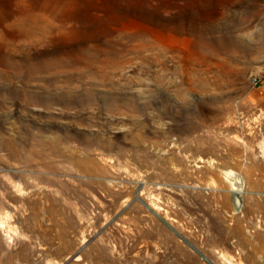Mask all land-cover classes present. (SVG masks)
Segmentation results:
<instances>
[{"label": "rangeland", "instance_id": "rangeland-1", "mask_svg": "<svg viewBox=\"0 0 264 264\" xmlns=\"http://www.w3.org/2000/svg\"><path fill=\"white\" fill-rule=\"evenodd\" d=\"M262 66L264 0H0V264H264Z\"/></svg>", "mask_w": 264, "mask_h": 264}, {"label": "bare ground", "instance_id": "bare-ground-1", "mask_svg": "<svg viewBox=\"0 0 264 264\" xmlns=\"http://www.w3.org/2000/svg\"><path fill=\"white\" fill-rule=\"evenodd\" d=\"M222 174L230 184L231 192H232V196L234 200V208L238 209L237 207L240 201L242 188H243L242 181L237 177V175L233 171L227 170V171H224ZM150 209H152V211L155 214V211L153 210V208H150ZM78 258L79 257H77V259ZM229 264H232V263H229Z\"/></svg>", "mask_w": 264, "mask_h": 264}, {"label": "built area", "instance_id": "built-area-1", "mask_svg": "<svg viewBox=\"0 0 264 264\" xmlns=\"http://www.w3.org/2000/svg\"><path fill=\"white\" fill-rule=\"evenodd\" d=\"M264 78V66L260 67L255 73L251 75V83L255 86L259 85Z\"/></svg>", "mask_w": 264, "mask_h": 264}, {"label": "water", "instance_id": "water-1", "mask_svg": "<svg viewBox=\"0 0 264 264\" xmlns=\"http://www.w3.org/2000/svg\"><path fill=\"white\" fill-rule=\"evenodd\" d=\"M196 253H198L203 259H205V257L203 255H201V253H199V251H197L194 247H192L191 245H189Z\"/></svg>", "mask_w": 264, "mask_h": 264}]
</instances>
